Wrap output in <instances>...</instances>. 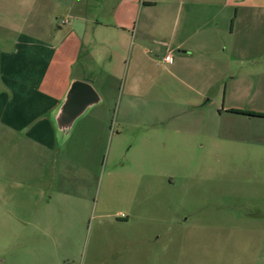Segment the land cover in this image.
<instances>
[{"label":"rangeland","instance_id":"obj_1","mask_svg":"<svg viewBox=\"0 0 264 264\" xmlns=\"http://www.w3.org/2000/svg\"><path fill=\"white\" fill-rule=\"evenodd\" d=\"M97 1L89 16L106 19L111 8ZM239 8H264V0H240ZM31 9L28 19V8L9 9L13 24L35 22L21 31L44 37L50 19L44 8ZM254 40L251 52L248 34L238 38L242 53L231 63L229 89L209 93L217 104L190 108L180 118L168 116L194 94L166 87L158 104L126 107L124 127L118 79L111 136L85 187L44 196V174L3 166L12 147L0 137V264H264V118L222 105L264 113V36ZM61 191L71 196H58Z\"/></svg>","mask_w":264,"mask_h":264},{"label":"crops","instance_id":"obj_2","mask_svg":"<svg viewBox=\"0 0 264 264\" xmlns=\"http://www.w3.org/2000/svg\"><path fill=\"white\" fill-rule=\"evenodd\" d=\"M97 2L0 0V17L7 10L9 21H0V137L9 138L12 147L3 166L44 174L39 177L44 196L58 188L85 187L87 175L99 165L111 136L109 107L118 79L123 78L118 115L124 127L126 107L144 100L158 104L163 98L158 92L166 87L181 86L194 94L180 101L181 112L168 116L180 118L190 108L217 104L209 93L229 89L226 78L235 69L231 63L242 53L238 38L248 34L252 52L256 36H264V8H239L240 0H101L99 8H111L106 19L89 16ZM11 8H28L23 19L31 8H44L50 19L47 35L21 31L37 24L16 27ZM65 14L67 24L60 22ZM75 80L90 82L101 98L62 137L56 115ZM222 105L227 111H253ZM58 196L71 195L61 191ZM49 217L44 215L45 221Z\"/></svg>","mask_w":264,"mask_h":264},{"label":"water","instance_id":"obj_3","mask_svg":"<svg viewBox=\"0 0 264 264\" xmlns=\"http://www.w3.org/2000/svg\"><path fill=\"white\" fill-rule=\"evenodd\" d=\"M100 94L96 88L87 81L75 80L60 106L56 122L62 137L69 134L76 120L91 106L100 101Z\"/></svg>","mask_w":264,"mask_h":264},{"label":"trees","instance_id":"obj_4","mask_svg":"<svg viewBox=\"0 0 264 264\" xmlns=\"http://www.w3.org/2000/svg\"><path fill=\"white\" fill-rule=\"evenodd\" d=\"M237 113L252 116V117H262L264 118V113L256 112V111H243V110H233Z\"/></svg>","mask_w":264,"mask_h":264},{"label":"built area","instance_id":"obj_5","mask_svg":"<svg viewBox=\"0 0 264 264\" xmlns=\"http://www.w3.org/2000/svg\"><path fill=\"white\" fill-rule=\"evenodd\" d=\"M65 22H68V21L65 20ZM171 59H172L171 55H168V56H166V58H165L166 61H170Z\"/></svg>","mask_w":264,"mask_h":264}]
</instances>
